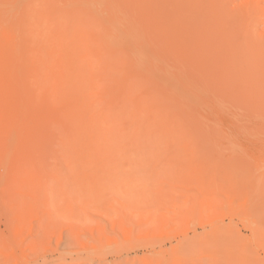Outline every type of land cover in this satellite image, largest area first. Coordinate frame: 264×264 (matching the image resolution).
Masks as SVG:
<instances>
[{
  "label": "rangeland",
  "instance_id": "obj_1",
  "mask_svg": "<svg viewBox=\"0 0 264 264\" xmlns=\"http://www.w3.org/2000/svg\"><path fill=\"white\" fill-rule=\"evenodd\" d=\"M0 264H264V0H0Z\"/></svg>",
  "mask_w": 264,
  "mask_h": 264
},
{
  "label": "bare ground",
  "instance_id": "obj_2",
  "mask_svg": "<svg viewBox=\"0 0 264 264\" xmlns=\"http://www.w3.org/2000/svg\"><path fill=\"white\" fill-rule=\"evenodd\" d=\"M10 136H11L12 138H14V137H15V135H14V136H13V135H10ZM11 137H10V138H11ZM10 138H9V139H10ZM12 138H11V140H12ZM11 140H10V141H11Z\"/></svg>",
  "mask_w": 264,
  "mask_h": 264
}]
</instances>
